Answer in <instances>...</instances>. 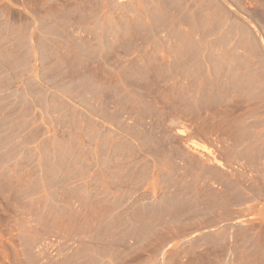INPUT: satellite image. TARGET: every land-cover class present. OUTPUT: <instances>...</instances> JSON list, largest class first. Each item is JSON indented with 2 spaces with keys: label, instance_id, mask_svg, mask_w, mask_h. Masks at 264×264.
Wrapping results in <instances>:
<instances>
[{
  "label": "rangeland",
  "instance_id": "obj_1",
  "mask_svg": "<svg viewBox=\"0 0 264 264\" xmlns=\"http://www.w3.org/2000/svg\"><path fill=\"white\" fill-rule=\"evenodd\" d=\"M0 264H264V0H0Z\"/></svg>",
  "mask_w": 264,
  "mask_h": 264
},
{
  "label": "crops",
  "instance_id": "obj_2",
  "mask_svg": "<svg viewBox=\"0 0 264 264\" xmlns=\"http://www.w3.org/2000/svg\"><path fill=\"white\" fill-rule=\"evenodd\" d=\"M3 20V19H1ZM3 52V51H1ZM162 230H160L158 227L149 225L147 229L143 230L139 236L141 241H147L155 236L161 235Z\"/></svg>",
  "mask_w": 264,
  "mask_h": 264
}]
</instances>
